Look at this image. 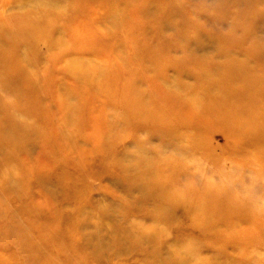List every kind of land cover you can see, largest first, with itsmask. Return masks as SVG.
<instances>
[{
	"label": "rangeland",
	"instance_id": "1",
	"mask_svg": "<svg viewBox=\"0 0 264 264\" xmlns=\"http://www.w3.org/2000/svg\"><path fill=\"white\" fill-rule=\"evenodd\" d=\"M155 250L264 264V0H0V264Z\"/></svg>",
	"mask_w": 264,
	"mask_h": 264
},
{
	"label": "bare ground",
	"instance_id": "2",
	"mask_svg": "<svg viewBox=\"0 0 264 264\" xmlns=\"http://www.w3.org/2000/svg\"><path fill=\"white\" fill-rule=\"evenodd\" d=\"M4 64V63H3ZM141 190H143L144 191V188L142 189L141 188ZM179 208V207H178ZM86 237V236H85ZM88 237V236H87ZM90 237V236H89ZM88 237V238H89ZM147 246L148 245H150L151 244V242H149V243H145ZM161 255H162V257H161ZM164 256V257H163ZM165 258V259H164ZM158 259H160L159 260V262H158V264H179V263H175V261H174V259L172 258V257H170L167 253L166 254H162V252H160V251H158V250H155L154 251V254H153V256H150V257H145V259H144V262H145V264H157L156 263V261H158ZM143 262V263H144Z\"/></svg>",
	"mask_w": 264,
	"mask_h": 264
}]
</instances>
